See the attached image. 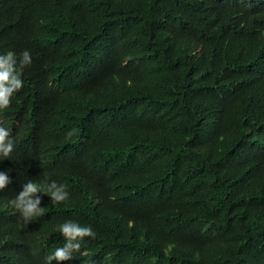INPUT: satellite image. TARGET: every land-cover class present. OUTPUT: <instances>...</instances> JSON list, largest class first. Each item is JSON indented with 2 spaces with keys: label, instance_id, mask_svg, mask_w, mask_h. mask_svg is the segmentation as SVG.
I'll return each mask as SVG.
<instances>
[{
  "label": "trees",
  "instance_id": "16d2710c",
  "mask_svg": "<svg viewBox=\"0 0 264 264\" xmlns=\"http://www.w3.org/2000/svg\"><path fill=\"white\" fill-rule=\"evenodd\" d=\"M9 50L0 264H45L65 221L95 236L50 264H264V0H0ZM30 180L68 199L26 220Z\"/></svg>",
  "mask_w": 264,
  "mask_h": 264
},
{
  "label": "clouds",
  "instance_id": "9594fccd",
  "mask_svg": "<svg viewBox=\"0 0 264 264\" xmlns=\"http://www.w3.org/2000/svg\"><path fill=\"white\" fill-rule=\"evenodd\" d=\"M21 56L20 68H17L15 66L16 56L14 52L9 50L0 54V111H3L9 106L13 92L19 90L23 85L21 79L22 69L25 65L31 63V54L29 50H24ZM69 135H72V132H69ZM13 147V141L9 138V130L0 126V158H7L9 153L12 152ZM7 172H0V188L8 183ZM63 186L64 184H62V187ZM52 187L55 188V184H53ZM36 192L47 193L54 198L55 202L65 201L69 196L68 193L61 192L59 188L55 191H50L39 182L33 180L27 181L16 199L11 201V203L15 204L21 211L22 216L26 220L44 212V209H38L36 207L39 203V199L35 202L31 199V195ZM57 230L69 243L66 244L64 248H56L54 252L49 254L45 258V264H50L53 259L57 261L69 259L68 248L80 249V241L83 240L84 237L94 238L95 236L91 226H81L75 221H65L58 225ZM71 241H78V243L73 244Z\"/></svg>",
  "mask_w": 264,
  "mask_h": 264
}]
</instances>
